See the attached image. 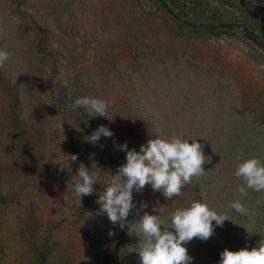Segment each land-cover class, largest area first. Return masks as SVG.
Returning a JSON list of instances; mask_svg holds the SVG:
<instances>
[{
  "label": "rangeland",
  "instance_id": "rangeland-1",
  "mask_svg": "<svg viewBox=\"0 0 264 264\" xmlns=\"http://www.w3.org/2000/svg\"><path fill=\"white\" fill-rule=\"evenodd\" d=\"M166 3L182 18L160 0H0V48L11 54L0 68V264H140L139 237L97 216L96 201L126 163L118 146L139 152L157 134L197 138L211 162L171 200L134 192L129 224L154 207L170 223L196 201L226 212L232 222L185 245L192 264L264 239V192L241 196L234 175L264 161V0ZM220 21L239 27L199 26ZM82 97L108 102L113 120L74 110ZM101 125L114 135L85 142ZM68 154L78 155L71 174L59 171ZM80 163L99 178L82 201L66 191ZM237 200L256 215L229 209Z\"/></svg>",
  "mask_w": 264,
  "mask_h": 264
},
{
  "label": "clouds",
  "instance_id": "clouds-1",
  "mask_svg": "<svg viewBox=\"0 0 264 264\" xmlns=\"http://www.w3.org/2000/svg\"><path fill=\"white\" fill-rule=\"evenodd\" d=\"M11 59V54L5 48H0V68ZM75 109L83 108L89 116L103 117L113 120L108 115L109 103L103 99L82 97L71 105ZM79 131V127L77 128ZM114 133L104 125L99 126L85 142L95 145L101 137L111 138ZM191 141V143H190ZM126 152V163L121 165L112 183L107 186L96 203L99 209L96 215H105L121 230L128 228V234L139 237L137 248L140 264H192L186 244L193 239L207 241L214 236L215 227H223L225 221H231L226 213H218L207 203L193 202L190 207L177 209L170 217V223L163 217L162 209L154 207L153 212L147 211L135 223L129 224L128 217L136 207L133 203V193H140L146 186H151L154 192H160L165 199L171 200L182 194V189L192 183L194 178L203 176L206 172L203 165L211 162L206 157L203 145L197 138L186 139L178 136L171 138L149 139L140 146L139 152L129 150L127 143L118 146ZM67 163L59 165V171L72 173V164L78 160V155H64ZM234 175L243 180L238 188L241 196H247L248 190L264 192V161L251 158L239 163ZM98 176L83 163L79 164L76 174L71 176L66 184V191L72 192L81 201L85 196L96 192L95 185ZM146 202L141 209H147ZM228 208L237 214L251 219L255 210L247 208L239 200L233 201ZM215 222V224L213 223ZM249 233V232H248ZM109 232V236H115ZM219 264H264V239L258 246L239 251L225 249L220 254Z\"/></svg>",
  "mask_w": 264,
  "mask_h": 264
},
{
  "label": "trees",
  "instance_id": "trees-1",
  "mask_svg": "<svg viewBox=\"0 0 264 264\" xmlns=\"http://www.w3.org/2000/svg\"><path fill=\"white\" fill-rule=\"evenodd\" d=\"M162 1L169 9V11L171 13H173L175 16H177V18H182L179 13H177L174 9L170 8L169 5H167L166 3V0H160ZM181 1V0H180ZM189 1H193V0H186V2H189ZM199 26H203V27H207V28H212L214 30H216L215 32L219 35H223V34H231L233 30H235L237 27H239L236 23H233V22H230V21H220V26L217 24H211V23H203V24H200ZM251 36V38L255 39V40H258L257 37L254 35V33H249ZM263 46H264V43H262Z\"/></svg>",
  "mask_w": 264,
  "mask_h": 264
}]
</instances>
